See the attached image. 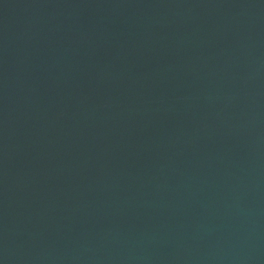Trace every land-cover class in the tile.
Instances as JSON below:
<instances>
[{
    "label": "water",
    "instance_id": "1",
    "mask_svg": "<svg viewBox=\"0 0 264 264\" xmlns=\"http://www.w3.org/2000/svg\"><path fill=\"white\" fill-rule=\"evenodd\" d=\"M0 264H264V0H0Z\"/></svg>",
    "mask_w": 264,
    "mask_h": 264
}]
</instances>
